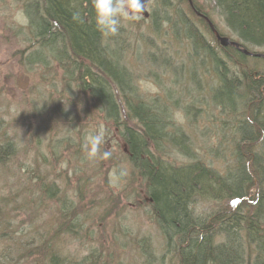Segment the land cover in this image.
Returning a JSON list of instances; mask_svg holds the SVG:
<instances>
[{
  "label": "trees",
  "instance_id": "1",
  "mask_svg": "<svg viewBox=\"0 0 264 264\" xmlns=\"http://www.w3.org/2000/svg\"><path fill=\"white\" fill-rule=\"evenodd\" d=\"M165 1L154 0V4L160 6L152 8L149 22L145 23L149 31H156L163 24L166 26L176 24L164 14L161 17L158 16ZM212 1H214L212 7L224 15L225 22L236 35L246 43L264 47V0ZM0 11L3 13L2 28L7 30L17 44H20L13 50V57L17 56L21 69L38 76L44 82L43 89L50 94L54 75L59 72L61 81L59 91L63 89V96L59 101L67 103L71 98L70 107L74 109V113L80 114L84 110L72 102L84 97L88 106L94 109L93 117L103 114L106 122L117 128L120 139L126 147V158L141 184L138 188L140 192L135 196L144 194L147 201L145 203L152 208L150 220L163 242V254L155 259L150 241L147 238L138 240L137 248L139 247L143 259L142 264H161L163 256L170 254L169 263L172 264H247L248 262L264 264V153L260 152L262 147L264 152V96L262 94L264 89L259 88L264 82L263 77L258 81H254L247 75L243 79L232 76V79L226 80V75L232 74L228 68L218 71L217 66H224L222 61L215 59L217 49L213 42L205 37L208 27L203 24L205 29H202V33L194 26V23L191 25L190 18L183 13L190 20L187 21L183 14L179 13L182 20L174 26V33L180 32L184 29H181V26H184L187 35L193 38L192 53L188 52L187 47L183 45L186 50L183 55L187 64H191L193 57L199 61L198 64L202 69L199 72L200 78L203 76L207 79L212 76L211 85L215 87L211 90L212 95L208 97L217 106L221 115L231 118L233 130L231 145L236 155L234 160H231L234 163L233 166L228 163L231 156L227 159L221 158L227 160L221 169L201 157L198 160L194 159L188 165L174 167L168 163L166 153L162 150V144L170 142L176 147V149L173 148L176 153L182 154L177 149L179 144L167 139L174 124L166 126L163 113H154L148 105L140 102L141 95L137 85L132 81L133 72L127 66V59L125 62L120 60L122 43L129 39L130 35L138 33L139 28L135 27H140V24L132 26L131 29L121 24L117 35L104 37L97 30L92 0H0ZM77 14H79L78 17ZM201 34L204 35L202 40L194 39ZM164 39L170 50H174L171 47L180 45L172 35ZM222 51L228 55L236 52L240 57L245 56L234 48H222ZM155 54L156 52L153 51L144 53V60H147L151 66L159 64V67L163 68V73H166L170 79L169 87L173 92L183 88L188 93V90L197 86V82L192 79L191 65L186 72L183 69L184 62L181 61L183 64L178 67L169 62L158 61ZM171 56L176 58L174 54ZM204 58L208 59L210 64L216 65L215 72L211 70L210 73L207 72V63L204 62ZM132 59L136 62L134 55ZM35 91L38 92V90ZM158 97H160L159 94L149 99L159 101ZM161 100L168 104V114L173 118L176 113L189 111L193 103L187 101L186 107L182 108L181 112H176L179 106L166 93H163ZM48 101L44 107L41 104L31 108L30 113L35 115L33 119L37 123H44L51 117L55 119L59 116L58 113L63 112L62 108L66 103L55 110L53 108L50 110L49 104H54L56 100L48 98ZM237 113H240L242 117L236 116ZM66 115L64 112L59 116L62 126L74 129V122L77 119ZM25 118L27 119L28 116ZM251 119L255 122L254 125L251 124ZM24 122L28 124L30 121L24 120ZM1 130L0 138L4 134ZM177 140L188 147L185 140ZM10 148L9 141H3L0 144V157L6 155V151ZM2 162L0 158V164ZM101 164L106 165V159H101ZM44 189L48 198L56 200L53 208L54 215L42 229L31 230L33 232L31 234L25 233L24 230L22 232L17 230L18 234H14L15 231L11 229V217L5 215L9 213H5L0 208V231H5L9 235L7 237L9 246L5 247L0 256V264H4V258H7L10 264L22 262L42 264L44 253L59 252V249L63 247L64 239H66L65 244L67 241L79 238L82 243L83 240L86 243L92 242L96 247L91 246L87 255L79 263L75 262L76 264H101L99 260L102 255H97V250L110 253L111 247L118 248L113 240L108 241L109 243L102 242L105 232L103 221L107 212L105 207L112 201L110 198L106 200L103 197L99 200L95 194L103 193L96 191L92 192V199L87 202H84L81 197L75 198V204L72 199H65L62 191H58L54 185H52V191L47 190L48 188ZM204 199L217 204V208L211 213L219 223L218 228L223 229L228 235L227 242L224 244H213L214 239L218 241L216 230L213 231L211 227L214 221L207 217V213L200 216L195 211L197 203ZM4 200L0 197V202L4 203ZM245 201L251 203L247 204ZM42 204H44V198H40V203L37 205H33L32 202L28 206L41 209L44 206ZM21 208L26 209V205L23 204ZM11 211L12 208H10ZM35 212L36 210L25 213L34 214ZM56 216L59 222L53 223ZM241 217H244L242 221H248L247 234L243 238L245 239L243 243L246 241L249 248L244 256L240 254L241 237L238 236L237 231H230L228 228V221L233 222L235 218ZM31 219L32 216H26L27 221ZM93 226L97 227V231L92 228ZM208 226L213 233H207ZM173 234H176L177 238ZM89 236L93 238L90 240ZM8 247L11 248V256L10 252L6 251ZM106 253L104 254L107 262L103 263L117 264L110 258L112 255Z\"/></svg>",
  "mask_w": 264,
  "mask_h": 264
},
{
  "label": "rangeland",
  "instance_id": "2",
  "mask_svg": "<svg viewBox=\"0 0 264 264\" xmlns=\"http://www.w3.org/2000/svg\"><path fill=\"white\" fill-rule=\"evenodd\" d=\"M193 1L205 8L219 29L227 33L219 15L210 3L206 0ZM154 7V0H151L148 6L150 13ZM187 10L189 11L188 7H186L188 13ZM2 15L3 13L0 11V129L4 132L0 138V144L7 140L11 144V148L6 151V155L0 157L3 160L0 164V197L5 199V204L0 202V208L5 213H9L5 215L11 217V229L13 232L15 231L14 234H18L17 230L20 232L24 230L25 233L31 234L33 233L31 230L42 229L53 217L56 200L48 198L44 192L46 190L44 188L49 184L54 185L58 191H62L65 199L70 198L75 204V198L81 197L84 202H87L92 199V192L99 191L103 193L95 194L99 200L103 197L106 200L108 198L112 200L105 207L107 212L105 221H103L105 232L102 242L109 243L108 241L113 240L118 245V248L117 246L111 247L112 252L110 253L97 250V255H102L99 263L102 264L106 261L104 254L106 253L111 254L110 258L117 264H142L143 259L139 247L137 248L140 238H147L154 249L155 259L160 258L163 254L162 237L150 220L151 212L147 210L149 206L145 203L144 194L142 193L139 197L135 196L140 192L138 188L141 184L126 158L125 146L117 128L106 122L103 114L93 117L92 110L94 109L88 106L84 97L72 102V104L82 107L84 111L80 114L74 113V109L70 107L71 98L67 103L59 101L63 96V89L59 91L61 84L59 72L55 73L56 77L54 75L51 94L43 89L42 83L44 82L38 76L24 72L18 65L17 56L14 54L15 57H13V50L20 44H17L7 30L2 28ZM148 22V20L140 19L121 20V24L128 29L140 24V27H135L139 28L138 33L130 35L131 38L129 36V39L125 40L129 48L128 51L126 50L127 52L125 51L124 58H126L122 61L125 62L127 59V66L137 79L135 83L139 94L145 98L159 94V101H162L163 93L166 92L165 88H170L168 87L170 79L166 73H163V68L159 67V64L149 65L147 60H144L143 54L153 51L161 56L164 51L159 49L161 45L159 38H168L169 36L162 35L157 38L151 34L147 37L146 34L149 31H147L145 23ZM171 48L174 49L170 51L171 54H174L176 58L178 56L179 61L187 64L183 55V52L186 51L184 46L180 44L178 47ZM133 55L136 62H133ZM200 79L203 84H212V76L207 79L202 76ZM214 81L216 80L214 79ZM39 93L41 95H38ZM47 97L56 100L54 104H49L50 110L52 108L55 110L66 103L63 110L61 109L63 112L57 115L60 116L65 112L66 116H73L77 119L74 122V129L62 126V120L57 115L55 119L51 117L44 123H37L33 119L35 115H31V108L41 104L43 107L46 106L49 102ZM190 101L193 103L190 105L189 111L183 113L181 112L182 108L179 107L176 112L180 111L181 113H176L175 117L190 140L197 142V144L193 143L198 150L195 149L196 152L192 153V157L209 160L213 166L221 169L223 163H227V160L221 158L227 159L231 156L228 163L233 166L234 163L231 160H234L236 154L232 151L234 148L231 145L233 140H231L233 136L231 134L233 131L231 118H226L219 113L217 106L210 101L206 91H195L193 95H190L188 102L190 103ZM26 116H28L27 119ZM22 118L30 122L27 124ZM98 131H103L105 140V143L101 145V152L107 150L112 153L111 157L106 159V165L101 164L99 155L94 159L87 158L82 147L86 138ZM233 133L235 135L236 132ZM225 134L226 138H223L221 135ZM172 142L174 143V141ZM162 145L166 159L171 161L176 159L177 162L183 159L181 155L175 153L176 147L172 143L166 142ZM214 147L218 150V154L212 151ZM261 149L260 152L264 153L263 147ZM258 150L260 149L258 148ZM216 156L217 158H215ZM191 161L194 159L192 158ZM121 168L126 169L127 175L122 178L114 177V173ZM40 198H44L43 208L28 206L32 202L33 205H37L40 203ZM23 204L26 205V209L21 208ZM197 205L200 210L209 211V209L217 208V204L205 201L198 202ZM28 207L29 210H27ZM10 208H12L11 212ZM33 210H36L34 214L25 213L26 211L30 213ZM26 216H32V219L27 221ZM57 218L58 216L54 218L53 223L59 222ZM92 228L97 231V227L93 226ZM3 235L4 237H2ZM8 236L7 232L0 231V256L5 247L9 246ZM92 238L89 236L90 240ZM65 241L66 239L62 242L63 247L60 249L72 264L79 263L87 255L91 246L96 248L92 242L86 243L84 240L83 243L72 240L67 241L66 244ZM6 251L10 252V256L12 255L10 247ZM170 257L171 254L163 256V264H169ZM9 262L7 258H4V264H10Z\"/></svg>",
  "mask_w": 264,
  "mask_h": 264
},
{
  "label": "bare ground",
  "instance_id": "3",
  "mask_svg": "<svg viewBox=\"0 0 264 264\" xmlns=\"http://www.w3.org/2000/svg\"><path fill=\"white\" fill-rule=\"evenodd\" d=\"M207 1V0H206ZM151 0L148 1L145 9L148 13L147 16H145L144 14H133V15H139V19L141 20H148L149 16H150V12L148 10V6L150 4ZM208 3H210L212 6L214 5V1L210 0L207 1ZM155 6L159 7L160 5L158 4H154ZM198 6V7H196ZM186 7H188L189 11L188 13L186 12ZM161 12L158 13V16L161 17V15H166L167 18L171 19L172 21L174 20L176 22V24L171 25V24H167L166 25H161L160 28L158 30H152L149 31L147 28V34L146 36H150L151 34H153L155 37L159 38L162 35H168L169 37L172 35L173 39L178 42V44L181 45H185L187 47V51L192 53V43H193V38L187 35V31H185V27L181 26L182 29L180 32L178 33H174V26H177L178 22L181 21L182 19L180 18L179 13L181 14H185L188 18H193L194 20H192V22L183 14V17H185V19L187 21H190L191 25L194 23V26L197 27V29L199 31H202L205 24L208 27V31H205L206 35V39L210 42H213L215 48L217 50H215L216 56L215 59L222 61V66H217L218 71L220 70H224L228 68V71H230V73L232 75H226V80H229L230 78L232 79L234 77H237L238 79H243L246 75L251 76L252 79H254V81H258V79H260L261 77L264 78V47L259 46L257 44H249L244 42L238 35H236L234 33V31L232 29H230V27L227 25V23L225 22V17L224 15H222V13L220 11H216L217 14L219 15L225 30H227V33L222 32L219 27L217 26V24L215 23V21L213 20V18L210 17V15L208 14L209 12L203 8L201 5L197 4L196 2H194L193 0H166L162 7H161ZM165 18V20L167 19ZM185 20V21H186ZM196 21V22H194ZM168 22H170V20H168ZM168 28V29H167ZM188 29V28H187ZM168 30V31H167ZM167 31V32H166ZM194 34V33H192ZM244 42H242L238 37ZM195 38H199L200 40H202V38H204V35H197L194 37ZM221 38H225L227 39V43L225 45H222L220 43V39ZM159 42H160V46L159 49L163 50L164 53L162 52L161 56H159V54H155L156 57H158V61L160 62H169L172 65L175 66H181L183 63H181V61H179L177 58H173L171 56V50L166 46L165 43H167V41L164 38H159ZM192 40V41H191ZM35 41V40H34ZM37 41V40H36ZM125 42V41H124ZM122 43V46L120 47V49L122 50V52L120 53V60L125 59V53L128 51L127 49L129 48V46L126 45V43ZM222 48H234L235 50H237L238 52L244 54V57H240L238 55V53L233 52L232 55H228L226 54V52L222 51ZM127 50V51H126ZM126 51V52H125ZM199 51V49H198ZM200 52V51H199ZM138 57V55H136ZM192 56H194L192 54ZM140 57V56H139ZM175 57V56H174ZM204 62L207 63L206 68L208 69L207 72L214 71L216 70V65L214 64H210L208 59L204 58ZM199 61H196V59L193 57L192 58V62L191 64H183V69L188 70V68H190V65L192 66L191 68L193 69L192 71V79H194L197 82V86L195 88H192V90H188V93L186 91V89H181V90H175L174 92L172 91V89L170 88H165L166 90V94L172 98V101L175 102V104L181 108L186 107V105L188 104L187 101L190 98V95H193L195 93V91H206V94L208 96L212 95V89L215 87V85H206L203 84L202 80L199 77V72H201L200 70L201 67L199 66ZM210 73V72H209ZM184 76V74H182ZM132 77V81L136 82L137 79L134 77V75L131 76ZM136 80V81H135ZM136 84V83H135ZM137 87V86H136ZM169 87V86H168ZM259 88H263L264 89V82L261 84V86ZM247 94V93H246ZM264 96V93H262ZM136 97V96H135ZM141 99L140 102L144 105H148L151 109L154 110V113H163L165 116V125H173L174 124V128L172 130V132L168 133L169 135L167 136V139L176 142L177 144H179V146L177 147L178 150L181 151L182 154H179L182 156L183 159L180 160V162H177L176 159H173L172 161L170 159H168V163H170L171 165H173L174 167H178V166H185L190 164L192 158L193 159H198L196 158V156L192 157V153L196 152V150H198V148L196 146H194V144H197V142L190 140L188 134L185 132V130L183 128H181V125L179 122V120L176 118H173L172 116H170L169 110H168V104L162 101H158V100H153V99H149V98H145L143 96H140ZM154 101V103H153ZM138 103V102H137ZM239 107H237L238 109ZM248 110H250V107L248 106ZM249 112V111H248ZM240 113H237L236 116H239L240 118L242 116H240ZM69 121H71L69 119ZM251 124H255V122L251 119ZM130 125V124H128ZM172 129V128H171ZM224 130V129H223ZM166 133V132H165ZM223 138H226V134L223 136L221 135ZM177 139H182L185 140V142L187 143L186 147L184 144H180V140ZM194 143V144H193ZM126 148V147H125ZM212 151L215 154H218V150L216 149V147H214L212 149ZM176 153V151H175ZM187 159V160H186ZM139 165V163H137ZM46 188H48L47 190L52 191V185L49 184ZM202 201L205 202H209L207 199H204ZM247 204H250L251 202L249 201H245ZM198 205L195 206V211L197 212V215L203 216L202 214H206L207 213V217L214 221L213 225H211L213 231L216 230V236L218 238V241H216V239H214L213 244H217V245H221L227 242V234L223 231V229L218 228L219 227V223L216 220V218H214V216L212 217V213L211 209H209V211L203 209L200 210V208H197ZM148 211H152L151 207H147ZM245 217V216H244ZM244 217L239 218H235L233 220V222L228 221V228H230V231H237V234L239 237H241V239L239 240L240 246L241 247V251L240 254H242V256H244L245 251L249 248V244L243 243L245 239H243L245 237V235L247 234V230L246 227L248 225V221H242ZM231 220V219H228ZM209 229L207 231V233H213L210 230H212L210 228V226H208ZM208 234V235H209ZM174 237H176V234L174 235ZM177 238V237H176ZM73 240H78L79 238H74ZM241 241V242H240ZM239 245V244H238ZM62 249H60L59 252L57 251H52V252H47L44 253V259L42 260V264H72L70 261V259H68L67 257H65L63 255V253L61 252ZM163 264V263H161ZM172 264V263H169Z\"/></svg>",
  "mask_w": 264,
  "mask_h": 264
},
{
  "label": "clouds",
  "instance_id": "4",
  "mask_svg": "<svg viewBox=\"0 0 264 264\" xmlns=\"http://www.w3.org/2000/svg\"><path fill=\"white\" fill-rule=\"evenodd\" d=\"M95 11V23L97 30L104 36H115L119 32L121 20L139 19V15L129 12L132 7L136 13H143V0H92ZM79 14H77L78 17ZM105 143L103 131H98L88 136L82 145L87 158L94 159L98 155L101 159H108L112 153L110 151L101 152V145ZM127 175L124 168L114 173V177L122 178Z\"/></svg>",
  "mask_w": 264,
  "mask_h": 264
},
{
  "label": "water",
  "instance_id": "5",
  "mask_svg": "<svg viewBox=\"0 0 264 264\" xmlns=\"http://www.w3.org/2000/svg\"><path fill=\"white\" fill-rule=\"evenodd\" d=\"M148 1H149V0H143V2H144V9H145V7H146ZM128 10H129V12H131L132 14H144L145 16L148 15L146 9H145V11H144L143 13H136L132 7H129ZM219 41H220V43H221L222 45H225V44L227 43V39H225V38H221Z\"/></svg>",
  "mask_w": 264,
  "mask_h": 264
}]
</instances>
